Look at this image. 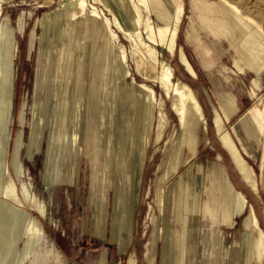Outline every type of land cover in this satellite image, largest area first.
Wrapping results in <instances>:
<instances>
[{
  "label": "rangeland",
  "instance_id": "374dc122",
  "mask_svg": "<svg viewBox=\"0 0 264 264\" xmlns=\"http://www.w3.org/2000/svg\"><path fill=\"white\" fill-rule=\"evenodd\" d=\"M232 1L244 14L252 15L264 26V0ZM67 2L1 0L3 19L0 27L4 29L7 26L11 31L7 37L16 45L12 67L14 91L10 101L12 114L7 119L5 130L7 176L12 180L16 198L23 200L22 187L26 185L35 204L43 203L47 211V217L43 219L37 211L30 210L34 220L42 223L46 238L25 264H38L39 258V264H45L49 256L48 241L60 254L61 264H128L132 253L136 257L133 256L134 264H162L163 244L159 240V226L164 221L160 215L158 195L160 178L168 168L169 150L177 137L176 117L167 104L166 113L172 127L160 146H148L147 140L141 139L138 132L143 126L152 136L157 133L156 123H150L152 110L147 100L137 93L140 102L131 105L136 88L130 78L123 77V69L109 49L104 28L99 21L97 23L88 16L72 21L70 16L74 10L66 6ZM87 2L90 5L94 0ZM208 2L220 5L219 0H184L185 16L177 40L198 79L194 80L185 72L177 56H171L163 47H156L161 59L171 63L176 76L194 89L208 122V132L201 135L197 157L191 164L180 167L168 182L166 191L169 194L174 183L193 165L191 179H187L193 185V192L200 194L209 206L216 207L218 194L217 187L213 186L212 170L218 166L233 188L254 207L264 230V176H261L262 156L264 158V116L261 114L264 110V59L260 61L263 76L256 86L255 74L243 62L236 63V56L243 53L239 51V44L244 41L236 28H239L238 22L248 25L234 16L237 18L235 27L223 33L219 25L224 19L215 18L213 21L207 17ZM153 5L158 12L163 9L160 2ZM96 6L104 9L100 4ZM105 13L109 16L107 11ZM151 18L155 25L160 23L154 12ZM248 27L252 31L247 35L249 42L263 45V37ZM189 34L196 49L187 42ZM118 35V43L125 46L129 55L132 75L137 82H144L136 72L131 42L123 34ZM5 38L0 36V43ZM2 44L0 47H4ZM93 44L97 47L91 60L90 47ZM5 52V48L0 49V77L7 65ZM260 56L264 57V51ZM154 88L160 92L158 87ZM220 92L230 95L238 108L230 119L226 118L223 110L229 113V103L228 106L222 103ZM109 100L112 109L108 107ZM23 107L24 124L21 125ZM215 110L220 113L242 157L259 176L261 199L241 181L229 153L222 147L214 126ZM128 112L131 113L135 134L124 137V129L129 124L124 116ZM20 132L24 146L16 160L14 155ZM242 137L259 140L251 156L245 152ZM207 139L209 143H206ZM139 141L147 150L145 162L137 152ZM218 156L220 160H217ZM22 167H25L27 176L22 173ZM1 170L3 164L0 162V175ZM211 191L213 193L209 194ZM248 214L249 210H246L242 217L237 218L234 228H228L202 213L201 220L193 222L188 229L194 235L190 244L193 251L179 260L169 246L163 245V264H189L198 248V264H244L247 234L244 219ZM103 216L106 227L102 236H98L93 233V225L99 232ZM128 220L132 223L131 228H128ZM170 226L172 230H181L175 221ZM130 229V245L121 251L125 246L123 234ZM209 234V250H214L224 238V258L208 257L202 238ZM150 241H153L150 255L145 258V245ZM39 252H42L40 257Z\"/></svg>",
  "mask_w": 264,
  "mask_h": 264
},
{
  "label": "bare ground",
  "instance_id": "6f19581e",
  "mask_svg": "<svg viewBox=\"0 0 264 264\" xmlns=\"http://www.w3.org/2000/svg\"><path fill=\"white\" fill-rule=\"evenodd\" d=\"M67 1L66 6L74 10L70 16L72 21L88 16L97 23L99 21L104 28L105 35L109 41V49L113 58L118 61L123 69V77L130 78L132 86L136 88V94L131 100V105L139 104V94L147 100V104L152 110L150 123H156L157 133L152 136L143 126L142 130L138 132L141 139L147 140L148 146H160L165 141L168 130L172 127V122L166 113L167 104H169L168 108L171 113L176 117L177 137L169 150L168 168L160 178L158 205L164 223L159 226V240H161L163 245L169 246L179 260L184 259L189 252L193 251L190 244L194 235L190 234L188 229L193 222L201 220L202 213L205 212L209 217L221 222L223 225L234 226L236 219L243 216L246 210H249V214L244 219V227L247 231L244 248L246 262L244 261V264H264V230L260 225L254 207L248 203L244 195L233 188L224 171L219 169L218 166L212 170L215 182L213 186L214 188L217 187L218 194L216 207L209 206L200 197V194L193 192V185L187 180L191 179V168L193 165L174 183L175 186L169 190V194L166 191L168 182L176 175L180 167L191 164L192 160L197 157L202 142L201 135L208 132L207 118L194 89L176 76L171 63L161 59L160 53L156 48L163 47L171 56H177L185 72L194 80L198 79V74L186 53L177 44L180 27L185 16L184 0H94L90 5L87 0ZM157 2L163 5V9L159 12L156 10L157 7L155 8L153 5V3L156 4ZM98 4L103 6L104 9L100 10L96 6ZM219 4L233 16L240 18L264 39V26L252 16L244 14L236 3L232 0H219ZM105 11L109 13V16ZM152 12L160 20L157 25L152 21ZM2 19L3 6L0 0V26ZM201 19L209 26L204 16ZM10 32V30H7V26L4 29L0 27V36H6L7 38L0 43H3L2 46L4 47H0V49L5 48V59H7V65L6 67L4 66L5 70L3 68V76L0 77V162L3 164V171L1 170L0 175L1 178L3 177V180L0 179V264H25L27 258L34 254L35 248L39 250L43 240L46 238L42 223L34 220L30 210L37 211L43 219L47 217V211L43 203L41 205L35 204V201L32 200L33 195L31 196V191L26 185L22 187L24 201L16 198L12 180L7 176L5 130L7 119L12 114L10 105L14 91L12 67L16 50L15 42L10 37H7ZM119 33L123 34L131 42V52L136 72L144 82H137L132 75L126 48L118 43ZM213 35L215 36L214 33ZM215 37L217 38V36ZM111 43H113V46ZM96 47L95 44L90 47L91 60L94 59ZM8 60L10 63H8ZM154 86L158 87L160 92L156 91ZM226 99L229 103V107H227L229 113L225 109L223 110L226 118L230 119V116L237 111V107L235 100L230 95H226ZM111 106L112 104L109 100L108 107L112 109ZM24 111L25 108L23 107L20 114L21 125L24 124ZM118 112L119 110L117 109L116 119L119 118ZM261 114L264 116V110ZM124 119L129 124L124 129L123 136L134 135L135 129L131 124V113L128 112ZM214 126L222 147L229 153L234 166L239 172L241 181L248 186L257 198H261L259 178L253 168L242 157L217 110H215ZM209 142V139H207L206 143ZM137 145L138 155L141 161L145 162L147 155L145 145L141 141ZM23 146L20 132L15 148L14 158L16 160H18ZM220 158L218 156L217 160H220ZM21 169L22 173L27 176L25 167ZM212 193L213 191L209 192V194ZM199 213L201 216H197ZM172 221L177 222L181 226L180 231L171 229ZM254 235L257 236L256 239ZM22 245H24L23 251ZM47 253L49 256H47L45 264L62 263L60 254L56 252L49 241L47 242ZM227 253L229 252L227 251ZM40 256H42V252L38 253V257ZM242 259L243 256L240 257L241 262ZM37 260L39 264L41 259ZM134 263V258L131 256L128 264Z\"/></svg>",
  "mask_w": 264,
  "mask_h": 264
},
{
  "label": "crops",
  "instance_id": "0c3cea01",
  "mask_svg": "<svg viewBox=\"0 0 264 264\" xmlns=\"http://www.w3.org/2000/svg\"><path fill=\"white\" fill-rule=\"evenodd\" d=\"M208 4H209V6L207 7V17H208V19H211L213 21H214L215 18L224 19V21L220 23L219 29L221 31H223V33L230 32L229 30H232V28L235 27V23H236L235 20H237V18L232 16V14H230L225 8H224L225 10H223V7L221 5L215 6L214 5L215 3H210V2H208ZM260 8L261 7H259L258 9H260ZM225 13H229V14L225 15ZM245 13H247V12H245ZM247 14H249V13H247ZM238 27L239 28H236V31H238L239 33L241 32L240 34L242 36V40H244V41H242L239 44V46H240L239 47V49H240L239 51H243V53H240L239 55L236 56V63L239 64V63L243 62L245 65L248 66L249 71H251V72H253L255 74L256 79L254 80V83L256 84V86H258L259 79H260L261 76H263V70H262L263 65H261L262 63H260V61L263 60L264 57L260 56V52L264 51V43L262 45L260 43L249 42V39L247 38V35L252 33L251 29L248 26H246V25H244L243 23H240V22H238ZM245 32H246V35H244ZM233 36L230 37V40L232 39ZM187 42L196 49L191 34H189L187 36ZM231 47H234V46H231ZM257 63H259L258 66H257ZM258 70H260V71L258 72ZM223 94H225V95H223ZM254 94H255V92L253 93V95ZM226 95H227V93H221L220 92V98L222 99V103L225 106H228V102L226 101L227 100L226 99ZM237 111H238V108H237ZM236 112H234V113H236ZM242 143L245 146L246 154L248 156H251L256 150L254 148V145L255 144L258 145L259 140L255 139L254 137H252V139L251 138L249 139V138H246V137H242ZM262 175L264 176V158H263V156H262V160H261V176ZM260 196H261V194H260ZM118 218H120V214L118 215ZM105 219H106L105 216H103L102 217V225L100 227V231L99 232H97L96 227L93 225V228H94L93 229V233L94 234H96L98 236H102L103 231H104V229L106 227V220ZM129 220H128V224H129L128 228H131L132 223ZM225 226H227V225H225ZM234 226H227V227L228 228H234ZM126 231H127L128 234L126 233ZM126 231L123 234V240H124L125 246H124L123 249H121V251H125L129 247L130 242H131V238H130L131 229H130V231L129 230H126ZM211 232H215V231L212 230ZM217 233L219 234V232H217ZM210 240H211V234H209L206 237L203 236V238H202V242H203V245H205V250L208 253V257H211V258H217V257L218 258H222L223 257L224 258L225 257V255H224L225 253L224 252L226 251V249L222 248V243H223L224 238H223V240L221 242H219L218 245L215 246L214 250H209ZM153 241H154V239H153ZM153 241H150L147 245H145V252H144V257L145 258H149L150 245L152 244ZM239 242H241V240ZM163 249H164V247L162 245V254H163L162 255V264H163V261H164ZM132 254L135 257V254L134 253H132ZM198 255H199V248L197 249L196 254L191 256L192 259H191V262L189 264H198V263H200Z\"/></svg>",
  "mask_w": 264,
  "mask_h": 264
}]
</instances>
